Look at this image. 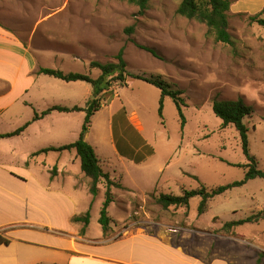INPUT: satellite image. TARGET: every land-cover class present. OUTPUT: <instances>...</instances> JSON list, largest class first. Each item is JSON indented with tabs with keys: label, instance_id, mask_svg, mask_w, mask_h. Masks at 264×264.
<instances>
[{
	"label": "rangeland",
	"instance_id": "374dc122",
	"mask_svg": "<svg viewBox=\"0 0 264 264\" xmlns=\"http://www.w3.org/2000/svg\"><path fill=\"white\" fill-rule=\"evenodd\" d=\"M181 1L150 0L148 10L140 14L138 6L120 0H0V27L21 47L30 64L35 65L32 74L38 88L32 99L40 109L45 105L41 101L42 84L55 96L70 98L80 107H85L92 98L90 84H67L39 75L40 68L97 79L101 73L91 70L90 63L116 62L123 47L129 73L161 76L174 90L183 93L184 130L173 99H166L164 119L159 116L161 92L150 84L128 78L131 88L121 89V99L114 100L111 106L115 90L122 87L113 85L101 95L102 109L97 116L102 130H106L102 137L106 141L96 149L97 154L107 173L110 168H124L115 146L128 159L138 161L140 165L136 167L125 161L130 168L124 165L128 175L123 181L140 193L113 188L114 204L108 209L111 229L105 233L100 218L106 186L100 183L102 197L89 211L91 225H88L90 238L97 240L93 246L96 254L101 257L124 254L128 258L133 253L137 259L138 254L143 255L140 253L143 243L132 236L146 233L204 261L221 255L234 264H254L259 254L264 253V220L231 231L224 230V225L264 212V179L250 180L214 198L203 215L198 213L200 197L193 198L189 208L165 210L156 202L161 193L181 195L183 189L201 186L212 189L245 178L247 170L235 166L247 163L240 135L232 126L222 128L221 119L212 109L216 98L243 99L253 108V115L246 120L250 151L258 161V168L264 171V28L250 23L247 15L230 16L229 32L234 45L218 43L208 36L204 25L177 15ZM130 27H134L132 34L127 32ZM141 47L156 51L160 58ZM68 57L79 60L68 64ZM61 59L65 60L62 64ZM0 68H4L2 63ZM7 90L1 83V98ZM119 109L123 111L117 114ZM112 113L116 117L110 125ZM72 118L73 129L66 134L53 132L43 139L32 136L26 142L20 141L15 159L73 143L77 124L80 120L83 124L85 117L76 114ZM16 128L7 119L0 130L9 133ZM45 156L49 164L59 157L52 153ZM69 157V152H64L61 159ZM168 163L163 178L171 180L161 181L152 191L160 176L158 169ZM179 168L182 177L178 179ZM28 236L41 244L64 243L57 234L32 232ZM223 249H227L225 253ZM69 256L73 255L29 242L14 243L12 238L10 246L0 247V264H85L79 259L69 263ZM155 261L170 262L164 254H158Z\"/></svg>",
	"mask_w": 264,
	"mask_h": 264
},
{
	"label": "crops",
	"instance_id": "0c3cea01",
	"mask_svg": "<svg viewBox=\"0 0 264 264\" xmlns=\"http://www.w3.org/2000/svg\"><path fill=\"white\" fill-rule=\"evenodd\" d=\"M263 10L264 0H232L230 15L244 14L254 16ZM75 60L79 59L68 57L67 63H73ZM64 61V59H61V64ZM1 63L4 68H0V86L3 83L9 90L5 92L6 96L0 97V127L7 119L16 124L17 128L14 131L25 126L27 123L31 124L19 136L0 139V233L5 234L10 240L12 238V242L14 243L29 242L54 249L60 253L73 255L69 256L71 257L69 263L74 259H79L85 264H157L155 258L158 254H164L168 261H170L167 264H234L230 262V259L221 257V255L210 261H204L194 254L187 253L179 246L146 233L132 236V238L143 243L141 244L143 248L140 250V253L143 255L138 254L137 259H134L133 253H129L128 258L124 254L108 257H101L96 254L93 246L97 245V240L91 239L89 235L91 224H89V227L87 226L88 228H86L84 235H82V223H73L72 219L84 216L88 211H92L95 203L102 197L100 195L103 192V187L100 184L99 194L94 198L89 191L91 180L82 171L81 159L76 151H64L69 152L70 156L66 160L61 159L64 152H50L59 156L57 160L50 164L47 161L46 154L31 158L32 153L20 160L15 159L14 155L20 141L26 142L32 136L43 139V137L53 132L66 134L73 129L74 118L72 116L77 114L78 116L85 117V113H60L55 111L46 116H41L43 112L54 106L73 108L79 105L72 102L70 98L55 96L50 92L49 88H45V84L40 85L41 101H45L44 108L40 109L37 104L35 105L32 99L33 94H36L35 92L38 88V84L32 74L35 65L30 64V60L22 53L21 47L16 45L10 34L0 27ZM75 83L77 82L67 84ZM129 88H131L130 83L126 87L115 90V97L110 106L114 104V100L121 99V89ZM90 95L92 97V93ZM122 111V109H119L117 114L122 113ZM35 112L41 116L36 121H34ZM110 117L109 123L112 125L114 124L116 114L112 113ZM97 120L98 116L96 113L92 119L90 131L85 137V140L95 149L96 154V149L106 141V139H102L106 130H102V123L100 124L99 120ZM82 126L83 124H81L80 120L74 133L73 143L79 139ZM9 133L1 132L0 130V135ZM107 133L111 134L112 137L111 131L108 130ZM59 147L61 146L56 148ZM115 148L118 160L123 163L124 168H110L108 172L112 177H116L114 181L120 180V184L125 190L128 189L140 193L138 188L130 185L127 181L126 183L124 182V179L128 175L126 167L130 168L125 161L133 167L140 164L137 163L138 161H134V158L132 160L128 159L126 153L122 154L117 150L116 146ZM100 161L104 168V162L101 158ZM168 166L169 163L158 169L160 176L154 182L152 191L156 189L161 181L166 183L171 180V178H163ZM52 171H54V176H52ZM179 173L180 175L178 174L176 177L178 179L182 177L181 168H179ZM102 199L104 202V198ZM32 232L41 235L43 232L57 234L62 238L61 241L64 243L54 246L53 244L35 242L28 236ZM43 237L41 236V238ZM57 242L59 241L57 240ZM225 250L227 249H223V252ZM228 250L230 253L233 252L230 249Z\"/></svg>",
	"mask_w": 264,
	"mask_h": 264
},
{
	"label": "trees",
	"instance_id": "16d2710c",
	"mask_svg": "<svg viewBox=\"0 0 264 264\" xmlns=\"http://www.w3.org/2000/svg\"><path fill=\"white\" fill-rule=\"evenodd\" d=\"M127 1L130 4L136 5L140 9V14H144L149 8L150 0H120ZM232 0H183L178 6L177 15L186 18L190 21H196L207 28L208 36L214 38L218 43L225 45H234V39L229 32V17ZM248 16V15H247ZM248 20L252 24H258L264 28V10L254 16H248ZM127 32L132 34L134 27H130ZM146 51H149L156 58H160L156 51L141 47ZM125 48L123 47L116 56V62L101 63L92 61L90 63L91 70H99L101 75L97 79L91 78L89 75L80 73H66L61 70H55L51 68H40L39 75L49 76L58 80H62L66 83L72 82H85L92 87V98L88 101L85 107L75 106L73 108L54 106L45 112L41 116H46L51 112L60 113H75L84 112L85 120L82 126L80 137L77 141L71 144L61 146L59 148L49 147L39 150L31 155V158L39 156L41 154H47L50 152H64L75 150L81 159V168L90 182L89 191L94 198L98 196L99 185L104 183L106 186L105 201L101 211L100 224L103 227L105 233H108L111 229V218L109 216L108 209L114 202L113 188L124 189V187L111 179V174L104 171L102 162L100 161L95 149L90 145L85 137L90 131L92 125V119L96 113L102 109L101 95L107 90H111L113 85L120 87H126L128 85V78L139 80L156 87L161 92V98L159 101V116L164 119V107L165 99H173L181 121V128L184 130L186 126V117L183 112L185 107V100L183 99V93L179 90H174L169 83H167L161 76H147L144 74H132L127 71V62L125 60ZM214 114L221 119L222 128L234 127L240 135L242 149L247 163L243 165H235L237 167H243L247 170L246 176L243 180L237 181L225 186H218L212 189H208L206 186H201L195 190H182L181 195L165 194L161 193L156 202L165 210L171 207L175 208H189L190 201L195 197L201 198V203L198 208V213L203 215L208 210L209 201L214 198L225 194L228 190L241 187L248 181L257 178L264 179V171L258 168V161L255 156L251 154L248 132L249 128L246 124V120L249 119L254 111L251 106H248L243 99L237 101L214 99L212 106ZM37 112H35L34 121L40 119ZM27 123L25 126L17 129L16 131L0 135V139L12 138L19 136L30 125ZM54 176V171H52ZM264 220V212L253 214L245 219L238 221H230L224 225V230L231 231L234 228L244 226L246 224H258ZM73 223L84 224L81 234L84 235L87 226L90 223V212L88 211L84 216L74 217ZM11 240L0 233V247L10 246ZM264 260V253H260L255 264H262Z\"/></svg>",
	"mask_w": 264,
	"mask_h": 264
}]
</instances>
